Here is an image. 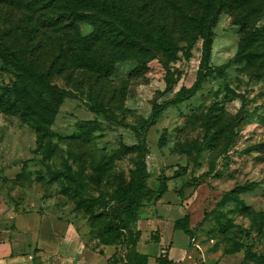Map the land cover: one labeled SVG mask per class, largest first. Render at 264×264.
<instances>
[{
	"label": "rangeland",
	"instance_id": "1",
	"mask_svg": "<svg viewBox=\"0 0 264 264\" xmlns=\"http://www.w3.org/2000/svg\"><path fill=\"white\" fill-rule=\"evenodd\" d=\"M15 1L0 0V43L56 91L24 75L31 100L22 107L49 120L39 146L9 88L23 75L0 49V211L73 220L91 245L119 247L122 258L145 231L150 264H264V66L235 58L252 24L243 6L219 10L203 59L201 38L184 33L200 0H121L176 43L170 54L149 40L154 57L139 63L119 39L91 42V24L48 26L44 1ZM253 22L262 28L264 12Z\"/></svg>",
	"mask_w": 264,
	"mask_h": 264
},
{
	"label": "trees",
	"instance_id": "2",
	"mask_svg": "<svg viewBox=\"0 0 264 264\" xmlns=\"http://www.w3.org/2000/svg\"><path fill=\"white\" fill-rule=\"evenodd\" d=\"M22 1L16 0L15 2ZM50 10L51 16L48 19L47 25H59L62 27L74 28L80 22L89 23L93 26V32L89 36V40H107L112 42L118 40L121 50H130V53L139 57L136 59L139 63H143L154 57L153 53L147 54V42L149 40L155 41L160 48L167 50L173 54L177 49L175 41L171 38L169 33L163 28L159 27L154 30L151 25L143 21L136 20L132 12L123 5L121 0H42ZM44 3V4H45ZM237 5L243 6L245 14L252 19L251 26L246 30L238 42L237 53L235 58L237 60L245 59L252 64L253 68H260L264 66V26L262 28L254 27L255 19H257L264 12V0H200V11L195 16L193 28H185L184 33L188 35L190 40H196L198 37L202 41V58L205 59L209 54L211 45V27L214 24L217 13L220 9ZM47 27V26H46ZM190 32V33H189ZM26 35V34H25ZM188 44H191L189 42ZM188 48V46H187ZM1 54L7 62L14 64L21 71V79L13 83L9 88L12 93L19 99L20 108L27 116V120L34 128L39 146L43 144L46 131L43 128V121L49 124V120L42 114V112L34 113L28 108L27 103H30L28 97L27 83L24 75H30L36 82H40L52 92L53 88L42 77L39 70L35 69L31 61L25 60L20 52L18 53L12 46L5 43H0ZM126 50V51H127ZM132 50V51H131ZM120 49L115 53H119ZM124 52V51H123ZM122 53V52H121ZM121 56L120 54H118ZM116 56V54H114ZM91 60H94L91 58ZM115 60H106L102 66L104 70H109L113 67ZM264 69V67H263ZM23 73V74H22ZM197 90L196 83L191 87L182 89L175 97V101H183L192 96ZM13 105L15 102H13ZM23 106V107H22ZM38 111V109H35ZM124 149L130 148L123 145ZM139 189L136 192V197L133 199L131 206L126 208L125 214L134 218L135 209L139 206ZM188 217L184 215L182 218L184 232L189 233L187 225ZM122 228L126 227L124 222L121 223ZM139 233V232H138ZM109 244V243H105ZM148 256L145 253L134 251L131 255L125 258L126 264H147ZM157 264H172V261L162 256L155 259Z\"/></svg>",
	"mask_w": 264,
	"mask_h": 264
},
{
	"label": "crops",
	"instance_id": "3",
	"mask_svg": "<svg viewBox=\"0 0 264 264\" xmlns=\"http://www.w3.org/2000/svg\"><path fill=\"white\" fill-rule=\"evenodd\" d=\"M0 214V264H126L119 247L91 245L85 230L73 220L13 209ZM144 232L136 250L146 254L141 247L149 244ZM162 243L161 239L157 244L159 250ZM174 254L179 255L178 250Z\"/></svg>",
	"mask_w": 264,
	"mask_h": 264
}]
</instances>
